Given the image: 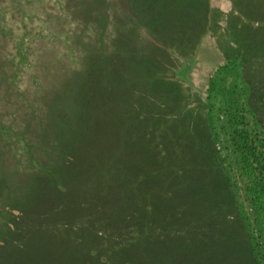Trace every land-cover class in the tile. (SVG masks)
<instances>
[{"label": "rangeland", "instance_id": "obj_1", "mask_svg": "<svg viewBox=\"0 0 264 264\" xmlns=\"http://www.w3.org/2000/svg\"><path fill=\"white\" fill-rule=\"evenodd\" d=\"M260 192L264 0H0V264H264Z\"/></svg>", "mask_w": 264, "mask_h": 264}, {"label": "trees", "instance_id": "obj_2", "mask_svg": "<svg viewBox=\"0 0 264 264\" xmlns=\"http://www.w3.org/2000/svg\"><path fill=\"white\" fill-rule=\"evenodd\" d=\"M136 39V38H135ZM134 39L133 36H130V35H126L124 36V41H129V43H133V42H136V40ZM147 37H145V39H142V40H146L147 41ZM145 41V42H146ZM137 48H135V46L132 47V44H131V50L135 51ZM146 51V50H144ZM146 52H149V51H146ZM149 55H152L150 52H149ZM132 60V61H128L129 63H127V65L129 64H133V66L131 67L132 69L136 68L135 67V64H138V68H140V71L145 68L147 69V71H155V64L154 62L152 61V59L154 60L153 57H136L135 55L134 56H129ZM146 66H148L149 68H146ZM261 194L258 196L257 198V203H256V215H255V218H256V222L257 224L259 225V228L261 230V232L263 233L264 235V193L260 192Z\"/></svg>", "mask_w": 264, "mask_h": 264}, {"label": "bare ground", "instance_id": "obj_3", "mask_svg": "<svg viewBox=\"0 0 264 264\" xmlns=\"http://www.w3.org/2000/svg\"><path fill=\"white\" fill-rule=\"evenodd\" d=\"M208 144V143H207ZM210 152H211V150H210Z\"/></svg>", "mask_w": 264, "mask_h": 264}]
</instances>
